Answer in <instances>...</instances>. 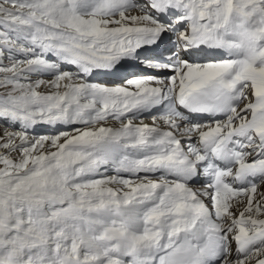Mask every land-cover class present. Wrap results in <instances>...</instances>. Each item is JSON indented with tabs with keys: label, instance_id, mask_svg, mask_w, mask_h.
<instances>
[{
	"label": "snow or ice",
	"instance_id": "snow-or-ice-1",
	"mask_svg": "<svg viewBox=\"0 0 264 264\" xmlns=\"http://www.w3.org/2000/svg\"><path fill=\"white\" fill-rule=\"evenodd\" d=\"M264 0H0V264H264Z\"/></svg>",
	"mask_w": 264,
	"mask_h": 264
},
{
	"label": "bare ground",
	"instance_id": "bare-ground-1",
	"mask_svg": "<svg viewBox=\"0 0 264 264\" xmlns=\"http://www.w3.org/2000/svg\"><path fill=\"white\" fill-rule=\"evenodd\" d=\"M262 188H264V186H262Z\"/></svg>",
	"mask_w": 264,
	"mask_h": 264
}]
</instances>
